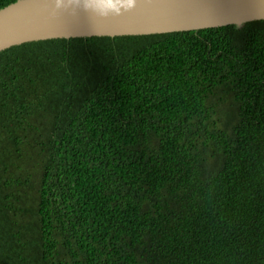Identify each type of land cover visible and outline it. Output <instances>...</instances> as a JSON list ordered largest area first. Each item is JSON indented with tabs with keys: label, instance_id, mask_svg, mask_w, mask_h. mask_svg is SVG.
Segmentation results:
<instances>
[{
	"label": "trees",
	"instance_id": "16d2710c",
	"mask_svg": "<svg viewBox=\"0 0 264 264\" xmlns=\"http://www.w3.org/2000/svg\"><path fill=\"white\" fill-rule=\"evenodd\" d=\"M0 264H264V20L0 51Z\"/></svg>",
	"mask_w": 264,
	"mask_h": 264
},
{
	"label": "water",
	"instance_id": "95a60500",
	"mask_svg": "<svg viewBox=\"0 0 264 264\" xmlns=\"http://www.w3.org/2000/svg\"><path fill=\"white\" fill-rule=\"evenodd\" d=\"M87 4V11L84 5ZM264 20V0H17L0 10V51L37 41L190 32Z\"/></svg>",
	"mask_w": 264,
	"mask_h": 264
},
{
	"label": "clouds",
	"instance_id": "9594fccd",
	"mask_svg": "<svg viewBox=\"0 0 264 264\" xmlns=\"http://www.w3.org/2000/svg\"><path fill=\"white\" fill-rule=\"evenodd\" d=\"M69 2H75V3L78 4L79 0H69ZM127 2H128V5H129V8L133 9L136 6L137 0H127ZM63 6H64V0H55V7L57 9H59V8H61ZM84 10L87 11V4L86 3L84 5Z\"/></svg>",
	"mask_w": 264,
	"mask_h": 264
}]
</instances>
